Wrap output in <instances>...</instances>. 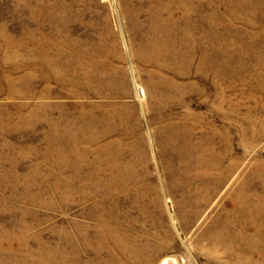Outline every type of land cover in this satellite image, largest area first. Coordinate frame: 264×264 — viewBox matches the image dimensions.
Instances as JSON below:
<instances>
[{
  "label": "rangeland",
  "instance_id": "374dc122",
  "mask_svg": "<svg viewBox=\"0 0 264 264\" xmlns=\"http://www.w3.org/2000/svg\"><path fill=\"white\" fill-rule=\"evenodd\" d=\"M155 1L0 0V240L43 264L74 223L87 264H264V0H180L175 32ZM110 156L134 180L103 248Z\"/></svg>",
  "mask_w": 264,
  "mask_h": 264
},
{
  "label": "bare ground",
  "instance_id": "6f19581e",
  "mask_svg": "<svg viewBox=\"0 0 264 264\" xmlns=\"http://www.w3.org/2000/svg\"><path fill=\"white\" fill-rule=\"evenodd\" d=\"M122 1H124V3H126L125 2L126 0H122ZM179 2H180V0H164L163 3H160V5H162L161 7H158L156 1L153 5H151L150 11L152 12L153 19L159 21V23H160L159 27L162 31L167 30L168 32H175L176 29L171 27V22H170L171 20H169L167 22L166 20H164L162 18L161 10L165 11L162 8H165L167 10L168 7H174L175 4H180ZM180 9H181V7H178L175 9L176 15L181 14ZM126 10H127V12L129 11L128 8ZM182 11H183V8H182ZM169 16H171L173 18L174 13H172V12L169 13ZM152 27H155V24H153ZM51 75L55 76L56 71L51 70ZM122 124H125L124 120L123 121L121 120V125ZM225 140H227V136H225ZM72 141H73L74 146L76 147L79 143V137H74L72 139ZM90 143L94 144L95 141H91ZM106 146H110V144L107 143ZM74 154H75L76 159H82L83 157L85 158V155H86V154L84 155V152H81L79 149H76L74 151ZM68 158L73 160V158L71 156H68ZM111 158H112V156H110L106 160L101 158V160L106 161L109 164H111L112 169L119 170V172H121V173L119 174L118 177L102 179V178L95 176L96 174H94V175H91L90 177H88L86 182H85V186H88V187L92 186V188L96 192L97 196H98V194L101 195V200L99 198L100 203L97 201L93 208H97V210L99 211V215L96 216V218H98V222H97L98 226L97 227L100 230L99 234H98V239H99L98 244H100V246L103 248L108 246V245L106 246V243L109 239L112 240L114 237H116L117 238V241L115 242L116 244H118L121 240L125 239V236L118 234V233H120L119 230L118 231H116V230L112 231L111 226L107 225V223L109 220L111 222H114V221L116 222V218L114 216V213H115V209H116L118 203L116 202L115 197L120 192L125 193L126 190H124L123 188L121 189V186L123 185V183H127L133 179V177H131V175H129L127 172H125V170H123V167H119L113 161H110ZM231 171H232L231 168L228 166L227 168L224 169V174H219L220 176H223L221 178L222 182H224L226 180V178L231 174ZM101 174H103V173H101ZM241 207L243 208V205ZM258 209H259L261 214L264 213V201L261 202ZM22 224H23V222H22ZM73 226L75 229V233L74 234L73 233L68 234L69 235V244L71 247V253L69 255L67 254L65 260L64 259L58 260L57 264H87V261H85L84 259H82L79 256L78 246H79V244L83 245L84 247L93 246L94 243L91 242V240L88 236V231H87L86 227H82L78 223H74ZM21 228L24 230L25 227H21ZM78 239L81 240V243L78 242ZM126 239H127V237H126ZM12 242H11V239L8 240L7 236L3 237V239L0 240V264H10V263L12 264L13 262L14 263L19 262V264H43L40 261L43 262L44 258H40L43 260H36L35 257H37L38 255L34 256L32 251L23 250V248H20L21 246H19V249L15 250V248L12 246V244L14 242L13 243ZM19 242L22 245V244H24L25 241H21V239H20ZM94 246L96 247V245H94ZM36 253H38V252H36ZM42 256H44V255H42ZM16 257H17V259L14 260ZM161 264H177V262L174 259L169 258V259H165Z\"/></svg>",
  "mask_w": 264,
  "mask_h": 264
}]
</instances>
